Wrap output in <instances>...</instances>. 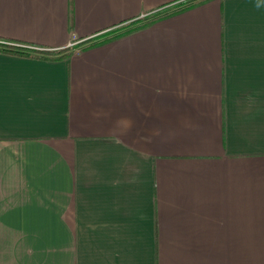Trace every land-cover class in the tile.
<instances>
[{
	"label": "crops",
	"instance_id": "1",
	"mask_svg": "<svg viewBox=\"0 0 264 264\" xmlns=\"http://www.w3.org/2000/svg\"><path fill=\"white\" fill-rule=\"evenodd\" d=\"M0 36L70 49L0 51V264H264V0H0Z\"/></svg>",
	"mask_w": 264,
	"mask_h": 264
},
{
	"label": "trees",
	"instance_id": "2",
	"mask_svg": "<svg viewBox=\"0 0 264 264\" xmlns=\"http://www.w3.org/2000/svg\"><path fill=\"white\" fill-rule=\"evenodd\" d=\"M199 1V0H198ZM186 1H182L179 4L181 7L186 6ZM188 5V4H187ZM0 51L5 53H11L16 55H23L35 58L43 59H60L65 58L69 55V48L51 49L38 45H31L30 42L18 40L15 38H1L0 36Z\"/></svg>",
	"mask_w": 264,
	"mask_h": 264
},
{
	"label": "built area",
	"instance_id": "3",
	"mask_svg": "<svg viewBox=\"0 0 264 264\" xmlns=\"http://www.w3.org/2000/svg\"><path fill=\"white\" fill-rule=\"evenodd\" d=\"M70 44H72V43H70Z\"/></svg>",
	"mask_w": 264,
	"mask_h": 264
}]
</instances>
